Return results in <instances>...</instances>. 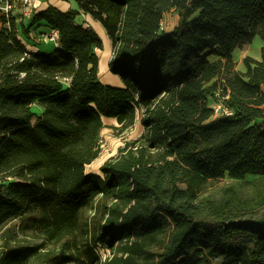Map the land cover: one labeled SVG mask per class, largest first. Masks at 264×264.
Wrapping results in <instances>:
<instances>
[{"label": "trees", "instance_id": "obj_1", "mask_svg": "<svg viewBox=\"0 0 264 264\" xmlns=\"http://www.w3.org/2000/svg\"><path fill=\"white\" fill-rule=\"evenodd\" d=\"M73 1L104 29L123 87L98 80L101 40L77 11L34 14L30 26L57 31L50 53L29 52L13 21L0 27V231L22 219L55 243L96 206L91 245L111 257L88 246V264H264V46L243 73L232 60L255 35L264 44V0ZM169 12L176 26L160 31ZM218 90L232 116L212 118ZM138 112L140 137L86 173L103 119L124 132ZM42 246H6L0 264L72 261Z\"/></svg>", "mask_w": 264, "mask_h": 264}, {"label": "rangeland", "instance_id": "obj_2", "mask_svg": "<svg viewBox=\"0 0 264 264\" xmlns=\"http://www.w3.org/2000/svg\"><path fill=\"white\" fill-rule=\"evenodd\" d=\"M63 7H55L60 12H68L66 5L70 4V1L64 0H57ZM51 7V6H50ZM49 8L45 7L42 10L35 9L34 14L39 13L41 11L46 10ZM35 17V16H33ZM32 21V20H31ZM39 23V22H38ZM177 23L176 14L174 12L166 13L161 21L162 24V31L170 32L174 29ZM36 24H34L35 26ZM101 27V26H100ZM32 25L28 27V29H32ZM102 29V27H101ZM103 30V29H102ZM102 30L93 31L97 34L99 39L101 40L102 47L101 48H94L93 52L98 57V69L97 75L99 81H108V75L112 77H118V75L113 74L110 72L108 68V61L112 56V48L110 42L106 43L107 38ZM18 34V33H17ZM31 36H26L23 31H20V37L23 36L26 41H21L23 44H30L29 39L34 41L32 38L34 36L33 32H30ZM19 38V39H20ZM20 39V40H21ZM49 42L50 45H55L53 41L46 40L45 45ZM264 46L262 39L259 35H255L249 44L243 46L242 48H237L232 53V60L235 63V70L238 72H245V66L243 64V59L245 57H250L254 60L259 61L262 55V47ZM52 47V46H51ZM55 46L52 48L50 52L55 50ZM45 52V51H40ZM45 52V53H50ZM210 59H212L210 57ZM120 79V78H119ZM214 81H217L215 79ZM119 88V87H117ZM220 96L219 90L214 92L212 95L210 94L207 98V105L211 108L216 103H218V98ZM32 111L36 114H40V109L38 106L32 108ZM141 113H137L136 121L130 129L124 132H120L118 130V125L115 120H104V128L101 130L99 134V155L96 160H94L90 165L85 167L86 173H99V167L109 159H112L116 156L117 151L120 147L124 145L125 142L134 140L140 137V135L144 132L142 126L140 125ZM227 177L219 178L209 182L208 189L217 190L221 186L231 183ZM245 190H250V187L245 186ZM98 207H92L90 209L83 210L79 217V222L72 233V235L64 237L62 240L55 242V243H47L41 237V234L31 229L27 226L25 220L16 219L8 222L0 231V255L4 251L6 246L15 247L18 246H38L43 245L42 248L38 249V253H47L49 257L56 256L60 253H65L66 255L72 256V261L66 264H88V246L92 247L91 245V237L92 234L97 227L98 222L101 221L100 210L97 209ZM31 221L32 219H28ZM41 247V246H40ZM95 253L98 255L99 263L104 262L106 259L111 257V251L101 245L93 246ZM98 263V264H99ZM29 264H40V260L32 259L30 260ZM203 264H217V262L213 261L212 259H208Z\"/></svg>", "mask_w": 264, "mask_h": 264}, {"label": "crops", "instance_id": "obj_3", "mask_svg": "<svg viewBox=\"0 0 264 264\" xmlns=\"http://www.w3.org/2000/svg\"><path fill=\"white\" fill-rule=\"evenodd\" d=\"M66 1H70V4L69 5L67 4L65 9H68V11H77L78 12V15L75 18V22L78 25H81L83 27H89L91 29H94L95 31H98V29L99 30L103 29V28L101 29L102 26L98 21L94 20L90 15L84 14L83 12H81L78 8V5L73 0H66ZM34 2H35L34 8L37 9V11L44 9L45 7H47V5L49 7L50 6L51 7L52 6L63 7L60 4V2L57 0H34ZM24 26L27 27V29H28V27L30 26V21H25ZM22 27H23L22 25L20 27H19V25H17L16 30H17L18 36L20 35V31H22V29H23ZM50 31H51V29L44 22L36 23V25L28 31V36H31L30 32L34 33V36L32 37L34 39V41H31L29 39L30 44H26V46H25L26 49L29 52H37V51H39V52L40 51L50 52L54 46H55V48H57L58 43L57 44L54 43L55 45H50L49 42H47V44L45 45L46 40L44 39V36L48 35L50 33ZM102 31L105 34L104 29ZM21 37H22V39L20 37H18V38H20L22 42L26 41V39L23 36H21ZM105 37L107 38V41H105V42L109 43L110 41H109L108 37L106 36V34H105ZM100 82L102 84L110 85L113 87H119V88L123 87V83L121 82V80L118 77H112L111 75H108V81H100ZM104 120L109 121V120H114V119H106L105 118V119H103V122H104Z\"/></svg>", "mask_w": 264, "mask_h": 264}, {"label": "built area", "instance_id": "obj_4", "mask_svg": "<svg viewBox=\"0 0 264 264\" xmlns=\"http://www.w3.org/2000/svg\"><path fill=\"white\" fill-rule=\"evenodd\" d=\"M34 0H0V17L4 19V23H0V27H9V23L13 21L19 27L24 25L25 21H31L34 16ZM160 31H162V24L160 23ZM45 40L53 41L57 44V31L51 30L48 35L44 36ZM228 97V91L224 95L220 94L218 103L211 107L212 118H222L232 116L233 111L228 108L224 101Z\"/></svg>", "mask_w": 264, "mask_h": 264}]
</instances>
